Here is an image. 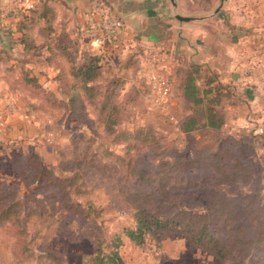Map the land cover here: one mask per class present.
<instances>
[{
  "label": "rangeland",
  "instance_id": "374dc122",
  "mask_svg": "<svg viewBox=\"0 0 264 264\" xmlns=\"http://www.w3.org/2000/svg\"><path fill=\"white\" fill-rule=\"evenodd\" d=\"M216 2L179 0V8L184 14H201ZM33 6L36 11L7 10L6 17L8 12L13 15L5 25L7 40L0 43V212L14 203L5 216H0V264H88L87 257L97 242L108 252L116 236L120 238L118 251L123 264H227L226 259L220 260L193 244L190 233L182 230L161 231L148 236L143 244L133 243L124 232L134 225L132 210L124 199L138 178L129 171L135 161H139L138 169L155 171L154 165L172 151L185 153L221 143L230 134V121L228 127L215 131L200 124L210 105L224 119L226 105L233 114L234 105L226 104L229 97L220 95L215 84L208 91L200 77L202 101L192 105L182 88L186 74L195 65L170 53L167 47L134 39L123 51L118 50L122 52L116 53L115 59L105 61L100 84L118 77L116 86L109 89L113 95L110 105L98 113L92 105L77 104V110L68 116L61 105L57 71L43 62L47 45L51 48L55 41H66L67 35L61 30V22L67 17L64 6L59 0H33ZM44 6L49 8L46 17L53 20L51 28L43 18H37ZM40 45L38 56L27 57L22 52H33ZM84 48L89 50L85 44ZM152 72L171 83L169 99L163 106L154 105L149 97L148 77ZM210 98L218 102L208 103ZM187 115L199 120L193 135L179 128ZM133 130L130 137L124 133ZM243 145L236 155L252 163L248 180L229 183L201 169L165 175L152 172L146 179L163 176V182L169 184L162 190L155 183L148 186L154 198L150 204L168 213L180 206L203 212L213 194L224 199L254 195L255 202L264 204V167L258 164V151L249 152ZM162 148L165 151L160 155ZM257 208L256 204L242 210L239 204L227 207L236 214ZM236 218V222L247 224L246 218ZM214 230L222 241L234 244L235 232L228 226L219 222ZM254 245L239 256L247 264H264V242ZM235 247L234 252L241 248L234 244L232 250Z\"/></svg>",
  "mask_w": 264,
  "mask_h": 264
},
{
  "label": "trees",
  "instance_id": "16d2710c",
  "mask_svg": "<svg viewBox=\"0 0 264 264\" xmlns=\"http://www.w3.org/2000/svg\"><path fill=\"white\" fill-rule=\"evenodd\" d=\"M44 7L42 11L38 12L37 18H43L48 22V27L51 28L52 17H46L49 8L48 6ZM31 10L36 11L34 6ZM25 20H27V17H25ZM93 32L92 29L89 30L90 37ZM65 39L66 41H59L57 44L55 41L54 46H51V48L47 45V50H45L47 54L43 58L45 67L50 66L57 70L55 79L57 81V88L61 90V105L67 111L68 116L74 114L77 110V104L84 103L92 105L98 113L104 111L110 105L111 98H113L109 89L114 85L116 86V82H118V77H114L110 82H106L103 85L100 84L104 74L105 61L110 58L105 52L91 53L78 40L70 39L68 36ZM24 47L26 48L27 44ZM52 47H57L60 50H52ZM40 49L41 45L38 47V50H34L33 52L31 50H22V52L27 57L28 55L38 56L41 53L40 51H42ZM25 61L28 62L27 59ZM199 71L198 67H193L183 80L182 90L184 97L192 105L202 101L197 83L198 78H204L205 84L211 81V77L201 71L199 77H197L196 74ZM169 85L171 92L170 82ZM100 86H104V90ZM208 91L211 90L208 89ZM208 100V103L218 102L214 98ZM112 108L115 107L112 106ZM203 114L204 120L200 125L204 129L208 131L221 129L224 118L213 105L207 106ZM112 124L114 125L113 122ZM197 125H199V120L195 116L187 115L181 121L179 128L184 134L193 135L191 133L198 128ZM124 133L130 137V135L134 134V130ZM242 144H245L243 146H246L249 152L254 153L258 151V164L264 167V131L256 129H243L237 135L232 133L226 134L224 140L214 148L199 146L198 148L189 149L185 153H174L172 151V154L167 156L168 158L165 160L161 159L157 165H154L157 169L155 170L156 172L138 169L136 164L139 162L138 160L135 161V164H130V173L137 174L138 178L133 182L134 188L128 190L124 199L132 210L134 220L132 227L125 228V235L133 243L143 244L148 236H156L161 231L182 230L190 233L193 244L203 247L220 260L224 261L226 259L228 261L227 264H247L244 261V257L239 256V252L247 251L251 245L255 244L254 246L257 247V245L264 242V204L255 202L254 195L224 199L221 196L213 194L206 202V205H208L207 211L193 212L180 206L174 212L168 213L160 211L159 208H153V204L150 203L154 201V198L149 193L150 191L148 192L147 190L148 186L154 187L152 186L154 183L159 190H162V188L164 189L167 186L168 182H163V176L158 180L156 178L146 179V175L152 172L165 175V173L180 174L185 171L201 169L210 171L218 175L221 180L229 183L248 180L252 175V163L243 158L242 155H236V152L240 149L239 145ZM127 146L129 145L127 144ZM164 151V148H162L159 154L162 155ZM144 178L146 182L141 181ZM235 204H239L241 210L252 204L258 205V208L250 212L245 211L236 214L227 209L228 206ZM13 205L14 203L10 202L5 209H2L0 216H5L4 214ZM236 217L246 218L247 224L245 222H236ZM219 222L228 226L230 231L235 232L232 242L239 244V247H241L238 252H234L236 251V247L235 250H232L234 244L228 242V240L222 241L215 234L214 225ZM246 225L251 226L254 231ZM120 243V238L116 236L113 238L110 250L104 252L98 241L93 253L88 255L87 263L123 264L118 251Z\"/></svg>",
  "mask_w": 264,
  "mask_h": 264
},
{
  "label": "crops",
  "instance_id": "0c3cea01",
  "mask_svg": "<svg viewBox=\"0 0 264 264\" xmlns=\"http://www.w3.org/2000/svg\"><path fill=\"white\" fill-rule=\"evenodd\" d=\"M5 1L0 0V43L7 39L5 25L13 15L8 12L6 17L10 7ZM59 1L67 16L61 30L85 44L91 53L96 51L89 30L96 32L102 16L110 12L124 24L104 46L111 60L134 39L167 47L170 53L208 73L211 81H203L204 87L212 91L215 84L220 95L229 97L226 104L234 105L233 114L229 106L223 108L227 116L222 129L230 121L228 132L234 135L243 129L264 131V0H225L217 13H212L215 5L201 14H191L202 16L191 22L174 19L169 0ZM177 3L180 6L179 0Z\"/></svg>",
  "mask_w": 264,
  "mask_h": 264
},
{
  "label": "built area",
  "instance_id": "2783aa9c",
  "mask_svg": "<svg viewBox=\"0 0 264 264\" xmlns=\"http://www.w3.org/2000/svg\"><path fill=\"white\" fill-rule=\"evenodd\" d=\"M16 11H24L33 7V0H13ZM121 30V20L107 12L101 18L96 32L91 34V44L97 53H104V46L110 42ZM149 97L156 106H163L170 95L168 80L157 72L150 73L148 77Z\"/></svg>",
  "mask_w": 264,
  "mask_h": 264
},
{
  "label": "water",
  "instance_id": "95a60500",
  "mask_svg": "<svg viewBox=\"0 0 264 264\" xmlns=\"http://www.w3.org/2000/svg\"><path fill=\"white\" fill-rule=\"evenodd\" d=\"M66 1L69 2L71 0H66ZM224 1L225 0H218L217 1V4L212 11L213 14L217 13L220 10ZM5 2L9 4V7L11 9L14 8L13 0H6ZM169 3H170V8H171V13H172L173 18L178 20L179 22H191V21H195V20H200L202 18L201 15H191V14L181 13L179 6H178V3H177V0H169ZM118 18L121 20L120 17H118ZM123 26H124V24H123V21L121 20V29L123 28ZM5 40H7V39H5Z\"/></svg>",
  "mask_w": 264,
  "mask_h": 264
}]
</instances>
